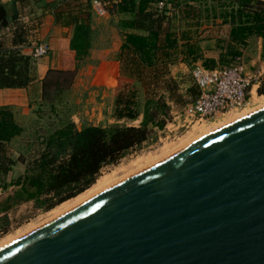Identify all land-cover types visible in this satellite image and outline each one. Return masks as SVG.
Segmentation results:
<instances>
[{
  "label": "water",
  "instance_id": "obj_1",
  "mask_svg": "<svg viewBox=\"0 0 264 264\" xmlns=\"http://www.w3.org/2000/svg\"><path fill=\"white\" fill-rule=\"evenodd\" d=\"M0 264H264V106L6 244Z\"/></svg>",
  "mask_w": 264,
  "mask_h": 264
},
{
  "label": "trees",
  "instance_id": "obj_2",
  "mask_svg": "<svg viewBox=\"0 0 264 264\" xmlns=\"http://www.w3.org/2000/svg\"><path fill=\"white\" fill-rule=\"evenodd\" d=\"M155 1L138 0L136 3L135 0H118L115 4L119 11L134 12L132 19L125 20L127 26L146 31V34L124 33L120 57L122 72L140 79L146 86L144 74L149 72L156 85L160 73L167 75L168 63L173 62L178 54L181 60L203 58L201 48L188 31L182 30L178 34L172 28L171 21H165L168 16L166 11L178 9L184 16H195L199 8L188 1L168 0L170 8L160 9L153 6ZM54 13L56 20H61L62 12L57 10ZM221 16L223 22L230 24V30L227 37L217 39L221 49L218 61L214 58L203 59L207 67L235 61L242 55V46L253 35L264 40V0H231ZM67 17L68 20L63 22L75 19L70 13ZM12 24L10 39L6 42L0 37V87L23 86L28 80L26 73L30 58L21 55L15 47L26 42V30L20 16ZM6 25L5 8L0 4V27ZM89 40V24L86 21L76 22L74 34L67 41L69 52L74 54L76 63L74 65L71 55L67 54L69 52H65L63 58L66 67L48 70L42 80L43 99L53 101L60 91L71 86L77 72L78 59L87 50ZM68 64L70 67H67ZM169 79L174 89L175 80L171 77ZM129 91V96L123 90L117 93L114 108L116 118L138 116L133 99L134 89L129 88ZM257 91L264 93L263 86L258 87ZM164 107L166 109L168 106L164 104ZM149 120L153 121V115L147 118L144 116L140 125H85L79 128L74 122H67L55 128L45 136L44 147L39 155L27 162L25 173L11 181L19 185L16 198L26 192L28 199H34L37 205H41L49 197L61 202L77 195L95 181L103 165L116 162L126 150L147 138ZM157 123L161 126L164 119ZM20 131L21 127L14 121L11 111L0 108V172H7L13 162L6 153L7 142ZM2 187L5 185L2 184ZM50 193L51 196H47ZM1 220L0 230L8 223L7 216L1 217Z\"/></svg>",
  "mask_w": 264,
  "mask_h": 264
},
{
  "label": "crops",
  "instance_id": "obj_3",
  "mask_svg": "<svg viewBox=\"0 0 264 264\" xmlns=\"http://www.w3.org/2000/svg\"><path fill=\"white\" fill-rule=\"evenodd\" d=\"M117 1L108 0L106 12L100 14L94 8L95 0H0L8 22V25L0 27V37L6 42L10 39L12 23L20 16L27 40L15 47L21 55L30 58L25 85L0 87V108L9 109L14 121L21 127V131L7 142L6 153L13 162L7 172H0V217L10 215L14 206L26 202V199L16 198L19 185H14L11 181L25 173L29 158L39 155L44 147L45 136L55 128L67 122H74L80 128L79 118L94 120L87 125L100 126L124 120L114 115L115 99L122 87L133 88V85L139 93L136 96L138 116L130 118L131 122L126 124L142 123L146 97L143 93L144 85L140 79L122 72L120 57L124 33L146 34V31L124 23L133 18L134 12L119 11L115 5ZM137 1L135 0L136 3ZM180 1H188L199 8L198 14L184 16L178 9L166 11V23L176 19L180 22V26L175 29L177 33L188 31L201 48L203 58H198L197 61H203L204 58L218 61L221 49L217 39L228 36L230 24L223 22L219 12L213 14L208 11L203 0ZM153 6L170 8L171 4L168 0H157ZM57 10L63 16L59 21L54 13ZM69 13L74 16V21L63 22L68 20ZM81 21H86L90 27L88 48L78 59L77 72L71 86L60 91L49 102L42 97V80L48 70L66 67L63 56L65 52H69L67 41L74 34L76 22ZM209 22H214L215 25ZM262 41V38L254 35L248 38L242 55L236 59L242 63L243 68L259 61ZM39 42L46 44L47 51L41 56L33 57V47ZM67 54L71 55L75 65L74 54ZM167 68V75H171L172 79H180L189 72L188 64L180 59L168 63ZM256 89L257 85L251 88L252 91ZM105 120L108 122L104 123Z\"/></svg>",
  "mask_w": 264,
  "mask_h": 264
},
{
  "label": "rangeland",
  "instance_id": "obj_4",
  "mask_svg": "<svg viewBox=\"0 0 264 264\" xmlns=\"http://www.w3.org/2000/svg\"><path fill=\"white\" fill-rule=\"evenodd\" d=\"M230 1L231 0H203V3L205 8L208 11H211V13L215 14L216 12H219L220 15H222V13L227 10ZM209 23L215 25L214 22ZM171 26L175 30L178 26H180V22L176 19H173L171 21ZM244 47L245 46H242V50ZM252 53L256 54L254 51H252ZM180 58L181 55L178 54L174 58L173 62L178 61ZM262 60H264V41H262V48L259 53V61L256 64H252L244 68V72L246 74L253 75L254 80L258 81L257 88L263 86L264 91V62H262ZM183 61L188 64L189 72L183 75L180 79L174 78V80H176L174 82L176 84L174 89L172 88L173 84L169 79L171 75H163V72H161L158 82L155 85L150 78V73L147 72L144 74L143 80L147 83V86H143V93L145 94L144 96H146L143 115L146 118L153 115V121L149 120L147 122V127L149 129L148 136L140 144L126 150L116 162L103 165L94 182H96V180L99 178L105 179L108 183L118 179L121 181L131 174L144 169V167L146 168L156 161H159V159L161 160V158L166 157L165 155L168 156L171 152L176 151L175 148L178 150V148L185 146L189 141H193V138L195 140L196 137L198 138V136L200 137L202 134H206L214 129H217V127L224 125V123L227 121L231 119L234 120V118L236 119L238 116L240 117V115L243 113L252 111V109L254 111L260 108V105L264 102V93H259L256 89L252 91L250 100L246 105L231 109L223 114L216 115L207 120L191 122L187 126H181V123H171L173 115L176 113L175 111L189 102L191 98L198 93V88L196 87L190 73L192 60L188 59ZM230 63H232V61L225 62L223 65H229ZM129 88L132 87L124 86L120 90H123L125 95L129 96ZM132 89H134L135 92L133 99L136 104L135 107L137 108L138 99L136 96H139V93H137L135 85H133ZM164 104L168 106L166 109ZM153 110H155V113ZM161 119H164V123L159 126L157 122ZM79 120L81 122L80 127H83L94 121L85 118H79ZM107 122L108 120H105L104 123ZM129 122H131L130 118H124V120L120 122H108L107 126H113L117 124L123 125ZM29 160L31 159L29 158ZM44 196L45 195L42 197ZM47 196H51V193ZM73 197L70 198L73 199ZM24 198H26V202L14 206L10 211V215L5 214L1 216H7L8 223L6 224V227H3L2 230H0V243L5 240L11 241L15 239V237H18L25 232L27 233L29 229L34 228L35 225L37 227L40 226V224H44L45 220L49 216L50 210L57 207L58 205L65 204L66 202L63 203L64 201H72L70 198H68L64 201L56 202L55 198L49 197L50 199L41 205H37L34 199L27 198L26 192H22L20 198L18 197V200ZM0 222H2V220Z\"/></svg>",
  "mask_w": 264,
  "mask_h": 264
},
{
  "label": "built area",
  "instance_id": "obj_5",
  "mask_svg": "<svg viewBox=\"0 0 264 264\" xmlns=\"http://www.w3.org/2000/svg\"><path fill=\"white\" fill-rule=\"evenodd\" d=\"M107 4L108 0H95L94 8L102 14L106 12ZM46 51V44L39 42L34 45L32 56H41ZM190 73L198 93L175 111L171 123H181V126L207 120L248 104L252 86H258L254 76L246 74L242 63L237 60L229 65L218 64L214 67H207L202 61L194 60L191 63Z\"/></svg>",
  "mask_w": 264,
  "mask_h": 264
},
{
  "label": "bare ground",
  "instance_id": "obj_6",
  "mask_svg": "<svg viewBox=\"0 0 264 264\" xmlns=\"http://www.w3.org/2000/svg\"><path fill=\"white\" fill-rule=\"evenodd\" d=\"M263 105H264V102L262 103ZM260 105L261 107H263V105ZM260 107V108H261ZM256 108H258V107H256ZM255 108V109H256ZM245 109V108H244ZM259 109V108H258ZM257 110V109H256ZM255 111V110H254ZM249 113H251V112H253V109H252V111H248ZM247 112V113H248ZM247 113H243V114H241L240 115V117L239 118H241V117H243V115L244 114H246L247 115ZM248 113V114H249ZM245 116V115H244ZM234 118V120L233 119H231V120H229V121H227L226 123H224V125H226V124H229V123H231V122H233V121H235V120H237V119H239V118ZM227 118V117H226ZM224 125H222V126H224ZM222 126H220V127H222ZM220 127H217V129L218 128H220ZM214 130H216V129H214ZM214 130H212V131H214ZM212 131H210V132H212ZM200 132V131H199ZM210 132H208V133H210ZM208 133H206V134H208ZM206 134H202V136H205ZM202 136H200V137H202ZM199 136H198V138H200ZM197 137H196V139H198ZM195 139V140H196ZM193 141H194V138H193ZM192 140H191V142H193ZM190 141L186 144V145H188L189 143H191ZM185 145V146H186ZM180 147V146H179ZM184 147V146H183ZM183 147H181V148H183ZM181 148H178V150L179 149H181ZM176 149V151H177V148H175ZM174 149V150H175ZM176 151H174V152H176ZM168 152V151H167ZM174 152H171L170 154H172V153H174ZM169 154V155H170ZM166 157H167V155H165ZM164 157V156H163ZM165 158V157H164ZM161 159H163V158H161ZM160 160V159H159ZM155 161V160H154ZM157 162V161H156ZM155 162V163H156ZM154 164V163H153ZM152 165V164H151ZM147 168V167H146ZM144 169H145V167H144ZM143 170V169H142ZM136 172V171H135ZM132 175V174H131ZM127 176V175H126ZM125 176V177H126ZM124 177V178H125ZM127 178V177H126ZM120 179H118V180H115V181H113V182H110V183H108V182H106V180L105 179H101V178H99V179H97L96 180V182H93L89 187H87L86 189H84L83 191H81L80 193H78L77 195H75L74 197H73V199H71L72 201H70L69 202V200H67L68 201V203H67V201H64L63 203H65V204H63V205H58L57 207H55V208H53L52 210H50V212H49V216H48V218L45 220V222L44 223H46V222H48L49 220H51V219H53V218H55V217H57V216H59V215H61L62 213H64V212H66V211H68L69 209H71V208H73V207H75L76 205H78L79 203H81V202H83V201H85L86 199H88V198H90V197H92V196H94V195H96L97 193H99V192H101L102 190H104V189H106V188H108V187H110L112 184H116V182L117 181H119ZM33 225V224H32ZM41 225V224H40ZM35 227H36V225H35ZM35 227L34 228H31V229H29V231H31V230H33V229H35ZM38 227V226H37ZM36 227V228H37ZM28 231V232H29ZM27 232V233H28ZM24 234H26V232L25 233H23V234H21V235H19L18 237H15V239H17V238H19V237H21V236H23ZM15 239H13V240H5V241H2L1 243H0V248L1 247H3V246H5L6 244H8V243H10V242H12V241H14Z\"/></svg>",
  "mask_w": 264,
  "mask_h": 264
}]
</instances>
